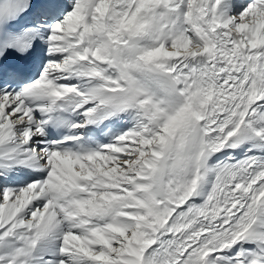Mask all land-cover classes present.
Segmentation results:
<instances>
[{
  "label": "snow or ice",
  "instance_id": "1",
  "mask_svg": "<svg viewBox=\"0 0 264 264\" xmlns=\"http://www.w3.org/2000/svg\"><path fill=\"white\" fill-rule=\"evenodd\" d=\"M0 264H264V0H0Z\"/></svg>",
  "mask_w": 264,
  "mask_h": 264
}]
</instances>
